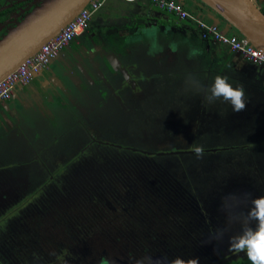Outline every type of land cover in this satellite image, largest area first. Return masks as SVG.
I'll return each mask as SVG.
<instances>
[{"label":"flooded vegetation","instance_id":"flooded-vegetation-1","mask_svg":"<svg viewBox=\"0 0 264 264\" xmlns=\"http://www.w3.org/2000/svg\"><path fill=\"white\" fill-rule=\"evenodd\" d=\"M42 1L0 0V38ZM256 2L264 9V0ZM114 5L106 1L97 18L49 61L54 73H49L43 89L54 90L62 100L48 103L43 113L46 107L41 109L39 101L17 99L16 108L2 114L0 183L8 189L0 196V264H49L43 238L25 243L19 227L32 212L43 221L53 200L70 192L79 176L88 186L92 210L77 223H58L66 230L79 226L80 233L84 227L97 226V235L119 244L121 249H116L126 259L146 252L188 259L193 250L201 254L200 264L244 259L245 252L229 250L228 236L212 240L209 248L202 244L217 229L216 218L199 203L203 190L185 168L190 161L206 163L214 155L225 163L242 157L247 148L249 173L264 178V132H250L257 137L252 144L235 136L240 124L252 121L251 110L262 116L264 106L255 109L257 103L249 104L241 112L249 117L246 121L235 120L237 113L222 100L209 104L185 84L189 73L205 87L223 73L209 65L208 74L200 72L206 59L192 55L187 43L188 30L193 29V35L189 33L193 42L199 39L196 27L163 9L152 8L146 16L143 11L124 14ZM169 20L172 24H167ZM145 26L156 34H144ZM49 62L22 86L30 89ZM258 71L264 75V69ZM12 96L13 92L8 101ZM255 124L251 122L250 128ZM196 146L204 148L202 158H197ZM156 195L175 207L192 204L185 223L182 210L178 216L171 209L170 214L164 210L146 215L147 209L157 207ZM142 230L147 239L137 235ZM67 249L61 247L56 255L62 257Z\"/></svg>","mask_w":264,"mask_h":264},{"label":"rangeland","instance_id":"rangeland-1","mask_svg":"<svg viewBox=\"0 0 264 264\" xmlns=\"http://www.w3.org/2000/svg\"><path fill=\"white\" fill-rule=\"evenodd\" d=\"M121 1L129 3H121V5H117L121 10H124L128 13L134 12L135 8L132 6V3L137 0L130 2L125 0ZM256 103L257 105L255 109L262 107L264 106V99L261 101L259 100ZM9 109L10 107L8 106H0V119H2L3 112L8 111ZM258 111L259 110H254L253 112L251 110L252 114H250V119H254L253 121L256 123L253 128H250L252 121H248L246 122V125L240 124V126L237 128L238 132L235 134V136L241 138V140L247 139L248 144H252L253 141H255L254 139L257 138L254 137L250 132L262 131L260 135H262L264 132V110L262 116L258 115ZM239 118H243L244 120L246 119L247 121V118L249 117L242 116L240 112L235 114L234 119L238 120ZM53 130L55 131V129ZM231 133L233 134V132ZM244 149L245 150L242 152V157L237 156L233 159H225V163H223L224 160L220 162L218 159H215L217 156L214 155V157L211 160H207L206 163H193V161H190L185 168V174L196 177H192L193 184L199 188V191L203 190V195L199 203L206 211H208L209 214H212L216 218V222L213 224L216 228L223 227L226 224V215L219 211L222 196L227 193H237L242 197L244 192L251 193L253 198L264 195V178H255L257 174L249 173L250 166L248 165V162H245L249 152L247 148ZM230 155H233V153ZM6 156L7 155L5 154V157ZM200 164L204 166L201 167ZM221 164L226 166L224 171L219 170L218 168ZM220 169L222 168L220 167ZM263 175L264 174H262V176ZM87 187L88 186H86V181L84 178L79 176V180L76 182L75 187L70 185V192H65L63 195H60L56 201L52 199L54 201L53 207H50L46 210V213L42 216L43 221H39V218L35 217L34 212H32L31 217L26 214V216L23 218L21 226L19 227V230L21 231V237L25 239V243L35 240L36 238H43L42 245L45 247V249L47 248V250H49V264H110V261L112 260H115L116 264H129V258L126 259L117 250L121 249V247H118L119 244L112 245V243H109L106 239H103L97 235L99 231V229H96L97 226L93 225V227H84L83 231L79 233L82 227L74 226L72 229L66 230L64 226H60L58 224L60 222H67L69 220L71 222L77 223L78 218L81 219L90 215L92 207H90V202L88 201L89 197ZM7 189L8 187L5 184L0 183V196L7 194L5 192ZM171 194L174 195L173 192H171ZM165 202L170 201L166 200ZM165 202L161 196L156 195L154 204L157 207H151L147 209L145 214L150 216L154 211L153 215L156 216L164 210L170 214L171 212H169L167 209H171V211L173 210L172 213L178 216L180 210H182L184 213L181 218L182 224H184L185 220L189 218L190 209L194 208L191 207L193 205L189 203H183L186 207H175L174 203L170 202V204H165ZM187 204H189L190 207ZM250 206V204L242 205L240 210L246 212L247 208ZM34 210L35 209L33 207V211ZM23 212L26 213L25 211ZM194 213H196L195 210ZM207 217L208 218L206 220L209 222L211 219L209 216ZM149 220H152V216ZM208 230L210 235V233L213 231V226L210 223ZM240 231V225L238 223L234 224L229 229L228 234H226L225 237L237 234ZM137 235H141L146 239L148 238V233L146 230L140 231L137 233ZM207 238L209 239L208 235ZM202 244H204L207 248L211 246L209 241H204ZM63 246L68 249L67 252L59 258L56 253L59 252V249ZM245 259H247V257ZM208 260L211 259L209 258ZM207 264H212V262H207Z\"/></svg>","mask_w":264,"mask_h":264},{"label":"water","instance_id":"water-1","mask_svg":"<svg viewBox=\"0 0 264 264\" xmlns=\"http://www.w3.org/2000/svg\"><path fill=\"white\" fill-rule=\"evenodd\" d=\"M92 0H43L32 9L21 22L0 38V79L17 68L24 59L32 55L49 38L54 36L68 21H70L87 3ZM182 6L186 0H176ZM191 5L201 7L204 12L197 11L198 17L211 21L221 27L224 33L232 32L234 28L241 36L245 37L253 46L264 51V13L260 10L256 0H189ZM205 6H203L202 4ZM151 9H144L143 14L148 16ZM221 18L225 21L221 25ZM147 29L145 26L143 32ZM209 44V43H207ZM176 46V42H173ZM239 55V53H235ZM43 68L40 76L45 72L53 74L51 64ZM260 70L261 66H252ZM19 88L17 85L13 92ZM44 96L55 101L61 98L54 90L46 89ZM17 101L12 96L11 101L3 102L6 106ZM9 106V105H8ZM197 245L191 246L189 253ZM176 254V253H175ZM199 257L194 250L192 258ZM202 260V258H201Z\"/></svg>","mask_w":264,"mask_h":264},{"label":"clouds","instance_id":"clouds-1","mask_svg":"<svg viewBox=\"0 0 264 264\" xmlns=\"http://www.w3.org/2000/svg\"><path fill=\"white\" fill-rule=\"evenodd\" d=\"M185 84L195 92L202 93L209 104L222 100L230 104L235 113L247 108L248 97L243 84L233 86L227 76L217 75L211 85L205 87L189 73ZM194 152L198 159L202 158L204 148L196 146ZM248 204L251 206L246 212L240 210L242 205ZM219 211L226 215V224L215 230L209 243L212 240L223 241L229 229L238 223L241 231L228 236L229 250L236 253L245 252L250 264H264V195L253 198L249 192H244L242 197L237 193H227L221 197ZM253 222L255 227L252 226ZM110 264H116V261L112 260ZM129 264H200V261L199 257L184 259L177 256L169 259L166 255L155 256L146 252L140 257L130 255Z\"/></svg>","mask_w":264,"mask_h":264},{"label":"built area","instance_id":"built-area-1","mask_svg":"<svg viewBox=\"0 0 264 264\" xmlns=\"http://www.w3.org/2000/svg\"><path fill=\"white\" fill-rule=\"evenodd\" d=\"M105 1H89L54 36L45 41L38 50L24 59L17 68L2 77L0 79V104L11 98V93L17 85L27 83L34 74L56 56L63 46L84 31L89 26L93 15L104 5ZM149 1L157 8L173 13L179 19L193 23L198 29L201 38L225 46L231 52L239 53L243 59L264 68V51L253 46L245 37L224 33L220 26L196 16L176 0Z\"/></svg>","mask_w":264,"mask_h":264},{"label":"crops","instance_id":"crops-1","mask_svg":"<svg viewBox=\"0 0 264 264\" xmlns=\"http://www.w3.org/2000/svg\"><path fill=\"white\" fill-rule=\"evenodd\" d=\"M107 1V0H106ZM105 1V2H106ZM111 3H124L121 0H108ZM131 6V5H129ZM132 6H134L135 10L134 12L143 11L144 9H158L156 6L149 4L146 0H137L132 3ZM97 13V12H96ZM94 14L92 19L97 18L96 16L98 14ZM124 14H130L128 12H125ZM146 15V14H143ZM150 15V14H149ZM106 16V15H105ZM167 24H172L171 21H166ZM197 29V28H196ZM152 27H147L148 32H143L144 34L148 35H154L156 34L154 31H152ZM198 31V29H197ZM188 44H189V51L192 55L202 56L205 58L206 63L204 62L202 65L199 66L200 72H204V74L207 73L208 65L211 67H214L217 71H223L222 76L229 77V83L233 84V86H236L237 84H243L246 95L248 97V105L255 104L257 101H261L264 99V75L261 76L260 71L255 70L253 68V63L247 62V60H244L240 55H236L235 52H231L226 47H222L220 44L210 41L209 44H207L206 40H203L198 33L197 37L198 40H194L193 38L189 37V33L193 34V29L188 30ZM176 48V47H175ZM225 49V51H223ZM264 69L263 67L261 70ZM58 74V73H57ZM220 75V74H219ZM231 75V77H230ZM50 74L48 72L45 73L43 76H39L38 79H35V83L31 86L30 89L26 88L25 86L19 85V88L13 92V96H16L19 100H26L30 99V101H39L40 102V108L42 109V106L46 107L41 110V112L46 113L47 111V104H53L51 100H48L46 96L43 95V93L46 91V89H43L46 87L48 83V77ZM57 76V75H56ZM58 77V76H57ZM32 93L30 96H28V93ZM62 100V97L61 99ZM16 102H13V104H8V107H14ZM1 106H6L4 103L0 104ZM55 105V104H53ZM247 105V106H248ZM254 120V119H253ZM252 122L254 123V121ZM247 257V256H246ZM243 259L244 264H250V261L248 259Z\"/></svg>","mask_w":264,"mask_h":264},{"label":"trees","instance_id":"trees-1","mask_svg":"<svg viewBox=\"0 0 264 264\" xmlns=\"http://www.w3.org/2000/svg\"><path fill=\"white\" fill-rule=\"evenodd\" d=\"M108 1V0H107ZM148 1V3L149 4H151L150 3V1L149 0H146V2ZM201 3V2H200ZM114 4H120V2L119 3H111V6H115ZM202 4V3H201ZM203 6H205L204 4H202ZM183 7L185 8V9H187L188 11H190V12H192V13H196L197 11H202V12H204L202 9H201V7H198L197 5H191V2L189 1V0H186L185 1V4L183 5ZM261 11L264 13V9H261ZM196 15V14H195ZM203 19H205V20H207L206 19V17H204ZM207 21H209V20H207ZM225 23V21L221 18V25H223ZM191 25L193 26V27H195V25L193 24V23H191ZM233 29V31L232 32H229L230 34H236V35H240L234 28H232ZM193 35V34H192ZM198 35L200 36V34L198 33ZM201 37V36H200ZM203 40H206V39H203ZM206 42L207 43H209L210 41L209 40H206ZM222 46V45H221ZM222 47H225V46H222ZM227 48V47H226ZM228 49V48H227ZM223 51H225V49L223 50ZM223 74V73H222ZM221 74V75H222ZM220 264H244L243 263V259H237V260H235V261H230V262H224V263H220Z\"/></svg>","mask_w":264,"mask_h":264}]
</instances>
